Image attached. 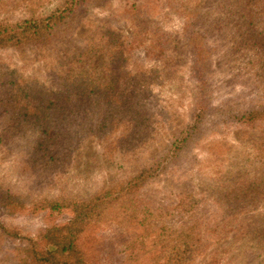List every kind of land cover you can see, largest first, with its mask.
I'll return each instance as SVG.
<instances>
[{
    "label": "rangeland",
    "instance_id": "obj_1",
    "mask_svg": "<svg viewBox=\"0 0 264 264\" xmlns=\"http://www.w3.org/2000/svg\"><path fill=\"white\" fill-rule=\"evenodd\" d=\"M51 15L64 19L50 38L2 42L0 64L42 82L93 43L96 55L84 64L101 74L104 28L132 33L121 79H149L146 133L133 134L131 115L115 118L50 177L38 174L21 140L0 143V186L23 204L0 206V264H32L54 245L51 230L103 193L107 208L98 212L106 217L77 237L84 264H264V252L243 243L264 203L234 210L225 196L231 179L252 169L242 161L264 159V114L247 116L264 107V63L260 75L252 68L262 50L250 38L254 30L264 40V0H0V27ZM115 195L138 218L148 212V222L118 216L123 202H108ZM145 228L147 236L132 241ZM183 232L194 236L191 252Z\"/></svg>",
    "mask_w": 264,
    "mask_h": 264
},
{
    "label": "trees",
    "instance_id": "obj_2",
    "mask_svg": "<svg viewBox=\"0 0 264 264\" xmlns=\"http://www.w3.org/2000/svg\"><path fill=\"white\" fill-rule=\"evenodd\" d=\"M63 17L51 15L43 20L4 25L0 27V44L12 40L22 42L50 38L60 27L56 25H59L58 21L63 20ZM251 25L253 26V23ZM102 35L107 37L105 42L109 48L101 74L84 64L85 60L96 55L95 49L98 45L93 43L77 49L67 58L70 65L65 72L54 74L42 82L20 76L16 70L0 64V143L21 140L28 149L31 160L36 162L39 175L50 177L55 172L61 173L72 160L74 153L79 150L84 138L104 133L115 118L131 115L135 120L133 134L141 137L146 133L145 122L149 115L144 112L143 99L149 91V79L145 74L139 78L124 76L121 79L125 58L123 47L133 40V35L131 33L129 38L123 35L122 31L110 27L104 28ZM166 38L172 44L175 41L172 35L168 34ZM250 38L257 44V49L262 50L252 66L256 76L260 75V66L264 63V40L254 30L250 32ZM197 54L198 52L193 57L196 59L195 65L199 68ZM149 72L152 74V70ZM140 80H143V83L140 84ZM263 114L264 107L253 108L247 116L252 118ZM262 145L259 143L255 150L261 152ZM253 158L251 163L242 161L245 168H252L248 170L247 176L239 181L232 178V188L224 190L226 198L229 199L227 201H232L230 205L234 210L249 205L257 208L264 203V159L257 154ZM120 196H109L108 202L113 199L114 203L123 202L118 200ZM106 201L103 193L91 198L87 203H78L74 217L65 225L51 230L50 236L54 245L35 254L31 263L84 264V255L78 246L77 237L86 225H94L101 217H106L98 212L107 208L104 205ZM10 205L15 209L17 205L22 207L23 204L19 200H12L10 191L0 186V206ZM120 205L124 209L119 211L118 216L124 214L126 220L134 219L135 223L139 221L136 226L148 222V212L138 218L131 203L128 205L123 202ZM77 226L79 228L76 229ZM190 229L191 227L188 231ZM147 233L148 228H145L136 234L132 241L145 238ZM56 234L60 235L57 240ZM162 235L163 233L159 232L157 239ZM180 236L185 240L184 252H191L194 236L187 232L181 233ZM128 242L130 240L124 243ZM243 243L250 248L247 250L251 253L256 250L264 252V217L255 220L247 229ZM262 254L260 252L258 255Z\"/></svg>",
    "mask_w": 264,
    "mask_h": 264
}]
</instances>
